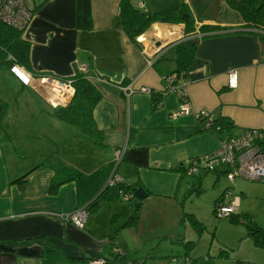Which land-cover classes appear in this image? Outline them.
Segmentation results:
<instances>
[{
  "label": "crops",
  "instance_id": "crops-1",
  "mask_svg": "<svg viewBox=\"0 0 264 264\" xmlns=\"http://www.w3.org/2000/svg\"><path fill=\"white\" fill-rule=\"evenodd\" d=\"M119 3L90 0L92 28L82 31L75 27V0H30L38 8L22 34L30 44L29 72L65 80L85 67L101 96L92 118L103 145L56 118L46 89L24 87L15 77L12 91L0 89V264H89L112 259L115 249L133 261L159 258L153 257L163 251L159 240L169 237L176 220L184 223V213L191 214L179 203L187 175L169 169L214 152L221 138L264 130V39L245 29L239 17L229 11L220 18L196 16L190 33L184 24L155 22L133 43L122 30ZM133 4L158 13L139 0ZM202 26L221 30L201 33ZM180 42L196 45L183 89L192 114L172 118L179 105L175 94L152 109L151 95L128 96L126 88L161 91L162 79L176 69L173 47ZM232 69L238 76L233 89L227 86ZM201 111L228 119L232 129L204 131L193 115ZM141 147L148 148L147 168L123 162L114 169L117 151ZM113 169L123 184L142 188L143 198L129 194L126 201L135 200L133 205L112 203L120 196L117 184L107 186ZM224 171L213 172L214 185ZM193 183L197 178L186 189ZM105 187L106 199L88 212L83 228L60 218L88 206ZM137 205V223L124 226ZM181 235L172 242L191 241L186 231Z\"/></svg>",
  "mask_w": 264,
  "mask_h": 264
},
{
  "label": "trees",
  "instance_id": "trees-1",
  "mask_svg": "<svg viewBox=\"0 0 264 264\" xmlns=\"http://www.w3.org/2000/svg\"><path fill=\"white\" fill-rule=\"evenodd\" d=\"M134 0H120L119 15L121 19V27L126 36L133 43L137 42L140 37L151 24L155 22L166 23L169 25L184 24L186 33L194 30V19L191 17L188 6L185 3H176L172 5L168 11L162 13H144L141 9L136 8L133 4ZM226 7L236 12L240 20L244 24V28L249 31H254L256 34L264 39V4L259 0H223ZM38 8H31V13ZM75 27L78 30L89 31L92 28L91 20V5L90 0H75ZM221 30L220 27L215 26H202L199 28L201 33L214 32ZM22 31L14 30L8 26L0 23V70L8 69L13 65H19L29 71V52L30 44L22 38ZM175 49V64L176 69L170 75L162 79V89L159 92L151 91L149 95L152 96V109L159 106L160 99L172 92V90L179 92L182 90L180 86L185 81V73L187 69L194 62L196 52V45H186L183 42L177 43L173 47ZM174 77L173 81L169 84L168 77ZM71 82L74 89V94L70 102L65 107L54 108V116L61 120L64 124L73 127L80 132L90 136L96 145H103V133L100 132L93 121L92 111L100 100L101 96L94 85L85 77L84 73L76 70V73L67 79ZM187 98V97H186ZM202 124V121H199ZM232 123L226 118L215 120L212 118L210 127L204 129L214 134L229 133L232 129ZM131 136V135H129ZM127 163L136 169H143L148 167V148H125L122 153L120 163ZM185 162V161H184ZM184 162L172 166L169 171L178 172L185 175L186 167ZM204 175L201 174L197 178V183L190 186L189 194L199 193L200 183ZM199 180V181H198ZM136 185L118 184L119 192L134 195ZM227 190V189H226ZM223 194L215 200L213 212L216 214V205L223 200ZM107 197V187L95 198L88 206L85 207L87 212L97 210ZM133 198V197H132ZM185 219L192 221L193 227L199 231L203 229L201 223L189 213H184ZM232 223L240 221L244 224L247 230V237L253 244L259 248L264 249V228H261L253 220L250 215H238L236 213L228 216ZM138 220V205L135 211L124 224L126 227L134 226ZM186 250L184 252L185 262L193 264L196 260L191 259L187 255V247L191 241H177ZM224 252V251H223ZM112 259H91L104 260V264H146L150 259L142 261H133L126 258V256L114 250ZM233 264H249L248 262L236 261Z\"/></svg>",
  "mask_w": 264,
  "mask_h": 264
},
{
  "label": "rangeland",
  "instance_id": "rangeland-1",
  "mask_svg": "<svg viewBox=\"0 0 264 264\" xmlns=\"http://www.w3.org/2000/svg\"><path fill=\"white\" fill-rule=\"evenodd\" d=\"M259 1L264 4V0ZM139 2L145 3V9L157 7L158 13L168 11L176 3H182L181 0L177 2L176 0H139ZM189 2L190 4L187 6L192 18L196 16L201 18L208 14L210 18H220V12H222V17L225 11H229V15L232 13L239 17L236 12L229 8L222 11L218 0H190ZM137 6L139 7V4ZM11 77L14 76L7 69L0 70L1 90L3 89L6 92L13 90ZM218 169H223V167H218ZM194 181V177H184L179 191V203L184 201L185 211L190 212L197 218L203 227L202 232L197 231L193 227L192 221L188 218L185 219V216V224L180 225L181 220L179 218L175 221V228L174 226L170 228L169 237L159 240L160 248L163 251L158 255H153V257L159 258L151 260L148 264H189L181 259L184 257L186 249L182 245L172 242V238H176L172 236L183 238L181 235L183 231H186V238H189L192 242L187 247L186 253L188 257L196 260L193 264H233L236 261L264 264V249L255 246L247 237V230L244 224L241 223V219L236 223H232L229 217H221L213 212L215 200L226 189L230 188L232 195L229 196L224 193L222 201L227 203L228 200L239 197L240 204L235 213L238 215H251L256 224L264 228V182L237 179L235 184L232 185L227 177L222 174L218 184L214 185L215 174L209 172L201 179L199 193L189 194V190L186 189L187 183L190 184ZM118 197L120 200L115 197L112 203L118 201L125 205H133L135 202V200L126 201L121 196Z\"/></svg>",
  "mask_w": 264,
  "mask_h": 264
},
{
  "label": "built area",
  "instance_id": "built-area-1",
  "mask_svg": "<svg viewBox=\"0 0 264 264\" xmlns=\"http://www.w3.org/2000/svg\"><path fill=\"white\" fill-rule=\"evenodd\" d=\"M30 0H0V23L14 30L24 32L32 17ZM79 72L84 73L85 67H80ZM9 72L24 87L44 88L49 93L47 98L48 104L54 109L57 107H65L70 102L74 89L71 82L67 79H59L48 75H35L27 71L24 67L13 64L9 68ZM172 76L167 78L170 84L173 81ZM237 72L232 69L227 72V86L235 88L237 86ZM186 82L181 83L182 90L176 92L172 90L178 98L179 105L177 109L171 113L172 118L183 115L192 114L183 89ZM164 86L162 89H166ZM152 90L147 87L135 88L132 84L126 88L129 96L133 93L150 94ZM58 96H55V95ZM198 121H202L203 129L210 127L212 116L204 111L193 113ZM123 150L117 151L113 162L114 169L119 165ZM186 167L185 174L189 177H198L201 174L215 172L218 167L225 169L224 175L229 182L234 185L237 179H245L249 181L264 182V130L250 129L245 130L235 137L221 138L218 148L207 155L191 158L184 162ZM112 171L108 178L107 186L121 184L122 179L119 175ZM228 190V191H227ZM225 194L231 196V189H227ZM119 195L124 199L130 198L129 194L120 191ZM239 200L231 199L224 203L221 201L216 205V214L221 217H228L238 210ZM88 216L87 210L79 208L73 212L63 215L60 218L64 221L72 223L75 227L81 229L86 223ZM89 264H104V260H93Z\"/></svg>",
  "mask_w": 264,
  "mask_h": 264
},
{
  "label": "water",
  "instance_id": "water-1",
  "mask_svg": "<svg viewBox=\"0 0 264 264\" xmlns=\"http://www.w3.org/2000/svg\"><path fill=\"white\" fill-rule=\"evenodd\" d=\"M159 46V45H158ZM1 109V108H0ZM134 196H135V198H137V199H142L143 198V196H144V191H143V189L142 188H138V189H136V191L134 192Z\"/></svg>",
  "mask_w": 264,
  "mask_h": 264
}]
</instances>
